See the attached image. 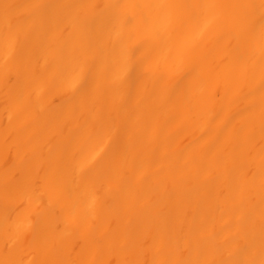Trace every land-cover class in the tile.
<instances>
[{
	"label": "bare ground",
	"instance_id": "obj_1",
	"mask_svg": "<svg viewBox=\"0 0 264 264\" xmlns=\"http://www.w3.org/2000/svg\"><path fill=\"white\" fill-rule=\"evenodd\" d=\"M0 264H264V0H0Z\"/></svg>",
	"mask_w": 264,
	"mask_h": 264
}]
</instances>
